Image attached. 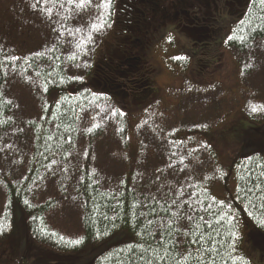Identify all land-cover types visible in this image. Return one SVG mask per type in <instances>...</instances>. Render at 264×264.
Here are the masks:
<instances>
[{
  "label": "trees",
  "instance_id": "1",
  "mask_svg": "<svg viewBox=\"0 0 264 264\" xmlns=\"http://www.w3.org/2000/svg\"><path fill=\"white\" fill-rule=\"evenodd\" d=\"M236 6L222 14L223 21L234 15L241 17L229 35L223 24H202L209 32L200 37L208 43L200 45V53L211 59L216 56V60H209L211 65L217 64L222 47L246 54L255 42L264 39V3L241 0ZM105 10L103 24L108 27L115 22L117 0H110ZM184 24L180 30L190 38ZM17 51L0 47V134L13 125L12 103L6 97L11 79L32 78L41 107L38 119L26 125L30 145L23 173L2 186L5 198L0 208V245L17 234L19 214L25 220L27 236L44 249L32 262L23 257L18 264H252L244 254L245 241L258 249L264 261V115L257 121L252 112L263 101L255 98L258 102H253L251 98L246 101L250 106L241 105L248 121L224 129L226 135L216 141L220 155L208 132L234 107L215 106L214 117H200L201 122L192 128H179L172 141L162 142L169 145L173 170L184 181L175 195L145 191L137 181L134 164L114 189L99 187L93 175L84 173L77 188L81 235L68 239L53 229L46 217L52 204H36L31 190L56 162L69 158L78 141L81 114L106 95L101 97L93 90V61L84 77L74 79L67 73L70 59L62 53L61 45L22 56ZM177 60L176 64L185 62ZM128 92L132 94L130 89ZM115 117L118 138L127 145L129 114L117 112ZM100 135V131L88 133L89 142ZM215 189L225 193L219 196ZM74 240L81 243H71Z\"/></svg>",
  "mask_w": 264,
  "mask_h": 264
},
{
  "label": "rangeland",
  "instance_id": "2",
  "mask_svg": "<svg viewBox=\"0 0 264 264\" xmlns=\"http://www.w3.org/2000/svg\"><path fill=\"white\" fill-rule=\"evenodd\" d=\"M179 1L193 9L199 6L198 1L205 2ZM103 4L100 0H59L58 3L0 0V47L16 48L22 56L61 45L62 53L70 59L67 73L75 78L84 77L93 61L96 80L93 90L99 96L106 95L81 114L78 141L69 158L56 162L31 190V199L36 204H52L46 217L52 228L68 239L81 235L77 188L84 173L93 175L99 187L114 189L134 164L137 181L145 191L175 195L184 181L173 170L172 151L169 145H162L163 141H172L179 128H192L201 122L200 117H214L215 106L234 107L228 115L222 114L221 122L208 132L220 155L222 151L216 141L224 138V129L237 128L248 121L241 105L250 106L246 101L252 99L263 101L252 112L257 121L261 120L259 115H264V39L255 42L246 54L222 47L223 50L218 49L217 64L211 65L209 60H216V56L211 59L201 55L203 40L190 39L179 26L169 24H180V20L176 22L173 17L164 16L163 21V13L152 15L150 22L156 27L144 30L151 12L140 15L137 26L134 23L137 15L126 8L125 0H117L115 22L105 27L103 18L107 10ZM192 16L181 18L187 23L195 19L190 25L212 22V18L202 22L199 16L198 20ZM239 19L234 15L217 26H226L229 35L231 26ZM101 24L103 27H99ZM93 25L97 26L95 31ZM126 49L130 50V58L139 60L125 61L121 53ZM177 59L185 62L176 64ZM6 97L12 103L13 125L0 134V208L5 198L4 181L15 180L23 173L30 145L26 125L38 119L41 107L37 84L30 77L11 79ZM117 112L129 114L127 145H122L118 138ZM99 131L101 135L90 143L88 133ZM133 143L140 146L134 147ZM137 153L140 157L134 159ZM215 192L219 196L225 193L217 189ZM17 226V234L0 245V264H18L23 257L32 262L44 251L27 236L25 220L19 214ZM243 248L252 264H264L258 249L250 242L245 241Z\"/></svg>",
  "mask_w": 264,
  "mask_h": 264
},
{
  "label": "flooded vegetation",
  "instance_id": "3",
  "mask_svg": "<svg viewBox=\"0 0 264 264\" xmlns=\"http://www.w3.org/2000/svg\"><path fill=\"white\" fill-rule=\"evenodd\" d=\"M165 0H138V2L136 0H125L126 2V8H129V11L132 14H136L137 16L134 18L135 21L134 23H136V25L138 26L139 21L138 18L139 16H145V14L150 11V16L144 26V30L149 29V28H154V26L156 27L155 24H153L152 22H150V20L152 19V15H160L161 16V20H164V16H169V17H173L176 22H178L180 20V24H172L171 22H169V24L173 25L174 27H178V29H180L185 21L184 19L188 18V15L192 14L193 18H197L198 20V16L200 17V20H205L206 18H212L211 20L213 21L212 24H210V26H217L218 22L223 21L222 20V14L223 13H217L219 11L224 12V9L229 10L236 8L241 0H231V1H226V0H205V2L203 4H201L200 1L199 2V6H197L195 9L187 6L185 3L179 1V0H167V2H164ZM190 1H195V0H190ZM168 4V5H167ZM215 13V14H214ZM126 14V13H124ZM158 14V15H157ZM214 14V15H213ZM184 19H182V18ZM159 18V17H158ZM171 18H169L170 20ZM182 19V20H181ZM195 20V19H192ZM189 20L188 23L185 21L184 24V28L188 27L185 30H188L190 33V38L191 39H196V38H200L202 36V33L204 32H209V29L206 28V26H200V25H190L193 24L194 21ZM175 22V23H176ZM168 26V25H167ZM146 27V28H145ZM170 28H172V26H168ZM202 27L204 28V31L201 30ZM166 31V30H165ZM167 32V31H166ZM202 40V39H201ZM202 43H206L204 41L201 42ZM208 44V43H206ZM219 44V42H218ZM217 43H214V45H218ZM130 50L126 49L124 51H122L121 55L123 57V59L125 61H131L132 59L134 61H138L139 58L138 57H132L130 58Z\"/></svg>",
  "mask_w": 264,
  "mask_h": 264
},
{
  "label": "snow or ice",
  "instance_id": "4",
  "mask_svg": "<svg viewBox=\"0 0 264 264\" xmlns=\"http://www.w3.org/2000/svg\"><path fill=\"white\" fill-rule=\"evenodd\" d=\"M109 2H110V0H104L103 7H108V6H109ZM261 2L264 3V0H261ZM99 27H103V24H101ZM96 28H97V26H96V25H93V30H94V31L96 30ZM89 39H90V38H89ZM229 39H232V38L229 37ZM74 79H79V78L77 77V78H74ZM252 111L255 112L256 109L253 108ZM25 204H27V201H25ZM262 223H264V221H262ZM0 230H2V229H0ZM61 239H63V238H61ZM71 243H73V244H79V243H81V241H80V240H74V241H72Z\"/></svg>",
  "mask_w": 264,
  "mask_h": 264
}]
</instances>
